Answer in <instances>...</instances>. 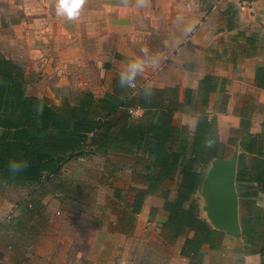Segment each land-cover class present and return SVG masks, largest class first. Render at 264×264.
Here are the masks:
<instances>
[{
  "label": "crops",
  "instance_id": "crops-1",
  "mask_svg": "<svg viewBox=\"0 0 264 264\" xmlns=\"http://www.w3.org/2000/svg\"><path fill=\"white\" fill-rule=\"evenodd\" d=\"M105 3L103 0L102 12L107 10ZM119 14L140 19L139 25L135 21V34L149 27V33L153 34L151 42L155 43L150 48L170 51L172 60L153 87L177 86L181 101L187 89L193 90L192 105L174 115L173 123L180 129L181 138L189 143L193 140L199 117L204 114L215 125L224 146L221 156L212 159L203 169L197 193L186 204L187 207L196 204L199 217L221 234L216 247L202 246L200 264H264V0H148L144 7L138 6L137 0H120ZM19 36V41L12 42L13 48H19L21 43L24 47L29 32L22 31ZM135 42L140 44L137 47H143L142 41ZM0 51L19 62L1 47ZM26 70L33 75L29 68ZM207 75L216 76L220 81L218 90L208 96L204 106L200 85ZM33 84L28 86V94L40 98L30 93ZM222 84L225 91L221 89ZM98 157L109 160V155L93 152L91 157L66 162L54 183L64 179L89 185L93 175L86 167ZM218 165L223 168L218 170ZM129 170L135 183L133 195L125 199L116 219L111 217L114 215L112 205L106 203L90 209L81 202L86 197L82 192L79 202L73 201L65 197V190L50 182L41 186H12L9 190L0 189V194L31 189L28 194L33 193L36 221L33 225L23 217L25 228L21 234L37 241L40 250V245L47 242L46 253L50 258L59 257L61 250L59 255L64 264L68 261L69 264H92L96 251L97 256L109 259L110 238L118 237V248L128 238L122 231L124 210L135 190L143 187L133 167ZM117 171L122 170L114 168L112 179L116 178ZM110 184L102 181L99 185L108 189ZM123 193L118 187L112 195L120 200L124 198ZM151 198L153 196L146 197L141 212L136 215V224L138 221L140 225L142 217L145 219L159 209L163 232L168 219L165 200L158 195L156 203L150 205ZM60 223L62 229L58 230ZM44 224L47 228L42 232ZM117 226L121 228L119 231L115 229ZM245 226L252 229L248 237L243 233ZM31 228L37 232L33 234ZM184 238L172 244L163 236L162 241L171 246L179 242V264H195L181 255ZM170 257L167 264H175L172 254Z\"/></svg>",
  "mask_w": 264,
  "mask_h": 264
},
{
  "label": "trees",
  "instance_id": "trees-1",
  "mask_svg": "<svg viewBox=\"0 0 264 264\" xmlns=\"http://www.w3.org/2000/svg\"><path fill=\"white\" fill-rule=\"evenodd\" d=\"M36 80L23 64L0 51V189L50 182L65 190L67 199L79 202L81 191L76 188L85 184L64 179L54 183L63 164L91 157L93 152L133 156L131 167L143 187L135 190L124 210L122 231L132 233L146 197L160 195L168 215L164 238L173 244L185 237L181 255L200 264L202 246L216 247L221 234L199 217L196 204H186L197 193L203 169L221 156L224 146L215 125L204 114L199 117L193 140L189 143L181 138L173 119L176 112L192 105L193 90L187 89L181 101L179 87H153L154 95L146 101L143 86L137 91L121 89L118 77L112 90L101 97L83 92L75 102L65 100L58 106L28 94V86ZM219 81L213 75L202 80L204 106L208 96L218 90ZM221 89L225 91L224 84ZM208 138L215 140L210 148L205 145ZM10 161H27V167L13 174L8 167ZM45 173L53 177L40 183ZM170 182L176 185L174 197L167 185ZM30 208L36 209L34 204ZM34 210L26 207L23 217L29 219L26 212L33 214ZM24 223L23 219L19 223L21 233ZM251 232L243 228L245 237Z\"/></svg>",
  "mask_w": 264,
  "mask_h": 264
},
{
  "label": "rangeland",
  "instance_id": "rangeland-1",
  "mask_svg": "<svg viewBox=\"0 0 264 264\" xmlns=\"http://www.w3.org/2000/svg\"><path fill=\"white\" fill-rule=\"evenodd\" d=\"M102 3L103 0H87L79 18L69 21L56 16L55 0H0V47L18 58L19 63L26 69L29 68L33 75L38 74L36 83L30 87L31 94H37L52 104H61L65 100L75 102L81 92L103 96L112 90L113 81L119 77L122 65L129 59L143 55L141 49L144 48L148 52L144 59L156 56L159 65L146 68L137 78L134 91L149 81L152 85L159 83L160 75L172 60L168 53L170 51L150 48L155 43L151 42L153 34L149 33V27L142 28V33L135 34L134 24L137 21L139 25L140 19L120 16V0H106L107 10L104 12L101 10ZM22 31L29 32L24 47L21 43L19 48H13L12 42L20 40ZM137 40L143 42L142 48L137 47L140 45L135 42ZM108 159L106 161L105 158L98 157L89 162L86 168L93 179L89 185H83L84 188L77 186L76 189L86 195L81 202L88 204L90 209L106 203L112 205L114 215L111 217L116 219L119 212H122L125 199L133 195L132 187L135 183L129 169L134 158L110 155ZM113 166L122 170L117 171L115 179L111 175ZM83 168L85 171L86 168ZM216 168L219 170L223 167L218 165ZM102 181L111 183V187L103 189L99 185ZM167 185L172 189L174 197L175 183ZM118 187L124 191V198L120 200L112 195L113 190ZM30 190L0 194V264H64V259L59 255L61 250L57 254L59 257L54 255L50 258L51 255L46 253L47 242L40 245V250L37 241L25 238L19 230L25 207L34 210L28 206L29 203H35L32 191L31 195L28 194ZM157 197L158 195H154L151 198L150 205L156 203ZM29 212L26 213L31 219L26 221L33 222L34 225L36 212ZM159 212L161 211L157 209L147 218L142 217L140 225L137 221L135 230L127 234L128 238L123 246H116L117 236L110 238L109 259L97 256L99 252L96 251L92 264H167L171 254L174 263L179 264V242L171 246L162 241L164 232H161L162 215ZM9 215L12 216L11 219L8 218ZM46 228L45 224L42 225L41 231ZM59 229H62L61 223L58 224ZM115 229L119 231L121 228L117 226ZM30 232L35 234L37 229L31 228Z\"/></svg>",
  "mask_w": 264,
  "mask_h": 264
},
{
  "label": "clouds",
  "instance_id": "clouds-1",
  "mask_svg": "<svg viewBox=\"0 0 264 264\" xmlns=\"http://www.w3.org/2000/svg\"><path fill=\"white\" fill-rule=\"evenodd\" d=\"M87 0H55L56 16L64 18L69 21H74L79 18L80 11L85 5ZM148 3V0H137V5L144 7ZM143 55L127 60L119 71L118 85L121 89H136L137 78L141 76L147 67H158L159 59L153 56L149 60H145L144 56L148 55L147 50L141 49ZM153 85L149 81L143 85V98L146 101H150L153 97ZM215 140L208 138L205 141L207 147H212ZM13 174L19 173L23 168L27 167V161H10L8 165Z\"/></svg>",
  "mask_w": 264,
  "mask_h": 264
},
{
  "label": "built area",
  "instance_id": "built-area-1",
  "mask_svg": "<svg viewBox=\"0 0 264 264\" xmlns=\"http://www.w3.org/2000/svg\"><path fill=\"white\" fill-rule=\"evenodd\" d=\"M131 112H133L134 114H138L140 111H138V110L137 111L131 110ZM48 177H53V175L47 174V173L43 174L42 177H41V179H40V183L45 182L48 179ZM29 206L32 207V204L30 203ZM8 218L11 219L12 216L9 215Z\"/></svg>",
  "mask_w": 264,
  "mask_h": 264
}]
</instances>
